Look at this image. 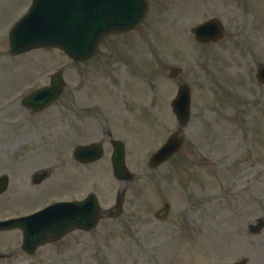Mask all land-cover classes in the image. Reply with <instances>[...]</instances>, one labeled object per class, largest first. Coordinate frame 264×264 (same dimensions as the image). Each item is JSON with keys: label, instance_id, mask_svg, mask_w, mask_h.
Listing matches in <instances>:
<instances>
[{"label": "rangeland", "instance_id": "obj_1", "mask_svg": "<svg viewBox=\"0 0 264 264\" xmlns=\"http://www.w3.org/2000/svg\"><path fill=\"white\" fill-rule=\"evenodd\" d=\"M235 1L213 0L209 6L197 4L194 9L192 0H152L149 15L139 27L146 26L144 43L152 52L147 55L144 48H139L133 68L128 60H118L114 54L103 56L100 50L99 60L92 61L94 64L89 65V70L94 72L93 68L98 65L95 74L99 76L95 77L102 84L95 91L96 83L90 77L82 83L89 85L88 97L76 94L74 98L81 109L73 105L61 110L58 104L23 136L15 135L8 126L13 123L12 119H6L11 113L0 115V174H11L12 189L29 184L35 172L42 169L49 170L51 181L37 191L23 187L1 196L0 217L20 215L43 201L83 199L90 192L102 197V206L114 205L122 183L114 176L111 178L112 145L106 140V128L115 130L116 137L123 138L128 150L127 164L136 176L128 186L125 213L121 218L103 219L90 233L75 231L39 248L33 255L21 249L22 231L0 232V252L13 254L11 258L1 259L0 264H231L243 258L249 259L248 264H264V230L257 235L248 231L250 223L264 218V84L255 76L257 65L264 63V0H238L243 6L232 4ZM251 1H255L254 6H249ZM174 6H179V10L174 12ZM14 10L8 9L0 18V28L5 26V29L8 22L15 21L18 16L10 18ZM213 14L223 21L226 37L219 44L228 51V67L236 72L226 78H214L213 88L212 79L207 77L210 76L207 65L213 58L209 49L216 45H207L202 49L207 56L202 57L201 63L198 61L200 71L206 72L199 77L187 68L178 78H171L172 68L187 62L186 52L177 53L174 49L172 38L180 33L177 28H193ZM166 21L175 28L165 29L166 38L173 36L168 41L172 45L158 50L150 34L154 38ZM259 26L257 35L253 36L252 32ZM159 37L160 34L155 39ZM137 40L139 44L143 42ZM0 44L3 65L0 68L10 65L14 77L20 68L36 60L14 59L12 62L16 64L11 66L13 63L6 60L9 49L1 31ZM117 47L128 45L121 42ZM38 54L34 51L32 57ZM53 55L55 61L46 66L47 70L61 67L67 61L59 50ZM221 61L222 58L217 64ZM123 62L128 67V77L120 65ZM82 66L86 65L79 66L81 72ZM75 74V70H70L65 72V77L72 75L76 79ZM35 78L0 77V98L6 95L5 83L17 85L20 79L24 80L8 93L9 98ZM206 78L220 99V106L213 108L217 113L205 115V108L214 105L212 93L205 105L198 106L196 102L197 112L192 113L190 124L183 129L186 145L178 159L146 173L144 160L175 130V116L167 113L178 83L187 82L197 90L200 84L204 88ZM222 79L233 88L231 93L228 89V96L221 86ZM142 80L148 84L140 85ZM47 83L41 81L40 86ZM148 96L158 103V117L157 114L146 117L144 106L140 105L144 102L147 107L151 103ZM125 99L132 109L129 112L122 102ZM20 109L13 108V115H21ZM113 111L115 115H109ZM86 114H94V119ZM78 120H90L86 122L93 126H86L84 121V127L78 131ZM94 142H103L104 160L86 167L77 164L73 159L77 146ZM20 145H26V150L21 152ZM165 202L170 203L172 214L169 220L158 221L154 215Z\"/></svg>", "mask_w": 264, "mask_h": 264}, {"label": "water", "instance_id": "obj_2", "mask_svg": "<svg viewBox=\"0 0 264 264\" xmlns=\"http://www.w3.org/2000/svg\"><path fill=\"white\" fill-rule=\"evenodd\" d=\"M71 1L72 0H38L36 3V7L32 14L29 16L27 20H25L20 26L19 31L23 32L25 31L27 34H31L33 28L39 27L42 32H45L42 34V37H48L51 36L53 41H43L41 39H31L27 38L22 43V45H19L16 43L15 40V34L13 33L12 39H11V46L13 52H22L30 47L41 45L42 43H53L56 44L58 42H55L63 32H65L67 22L70 20L71 16L74 14V12H70L71 7ZM105 0L104 2H96L95 5L97 6L94 9H88L85 10L84 13H82V18L80 20V23L86 21L89 25L90 24H98L102 20L106 21L103 24L104 29H108L110 27H115V24H120L121 28L129 27L131 26L132 22L130 23V19L122 20L121 16H124L127 13L129 2L126 1H134V0ZM140 1V7H142V0ZM123 2V3H122ZM120 6V7H119ZM119 7V8H118ZM102 17V18H101ZM29 24V27L24 30ZM101 33H97L96 27H91L88 32L87 37V47H91L94 43V46L97 45L98 40L101 37ZM106 33V32H105ZM76 37H81L78 35H75ZM95 41V42H94ZM59 45L63 46L69 54L73 56L75 55V52L71 51L72 46L69 44L62 45L61 43H58ZM116 168L118 171L121 170V167L124 165V160L121 154L117 153L116 155ZM115 162V161H114ZM86 208V207H85ZM85 210H81L80 213L84 212ZM75 212L73 213V218H68L67 216H61L56 212V210H50L46 215L48 217L46 218V221H49L51 224L46 225L43 228L37 230L34 234H30V239H43L46 237H51L52 235H56L57 231L66 228L67 226H70L73 223H77V220H75ZM45 215V216H46ZM44 216V217H45ZM83 216V215H81Z\"/></svg>", "mask_w": 264, "mask_h": 264}]
</instances>
